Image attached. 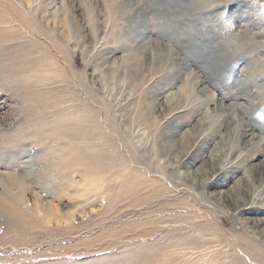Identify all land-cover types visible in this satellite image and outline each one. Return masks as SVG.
Segmentation results:
<instances>
[{
    "label": "rangeland",
    "instance_id": "rangeland-1",
    "mask_svg": "<svg viewBox=\"0 0 264 264\" xmlns=\"http://www.w3.org/2000/svg\"><path fill=\"white\" fill-rule=\"evenodd\" d=\"M3 2L0 49L32 44L27 52L48 55L38 90L57 93L49 121L79 109L97 136L72 140L86 147L84 166L38 177L35 158L25 172L44 141L17 129L27 115L0 88V172L26 183L0 185V264H134L135 246L163 249L142 264H264L252 228L264 220V0ZM97 152L103 165L90 159ZM151 221L145 239L120 230ZM187 224L199 229H187L195 242L184 248L169 230Z\"/></svg>",
    "mask_w": 264,
    "mask_h": 264
},
{
    "label": "bare ground",
    "instance_id": "bare-ground-1",
    "mask_svg": "<svg viewBox=\"0 0 264 264\" xmlns=\"http://www.w3.org/2000/svg\"><path fill=\"white\" fill-rule=\"evenodd\" d=\"M3 1L5 2L6 0H3ZM17 13H19V9L17 10ZM20 15H22V13H20ZM22 17L25 18V16H23V15H22ZM37 31H39L41 34H45V36H47L49 38V40H51V42H53L52 36H50V34L47 33L45 30H37ZM250 41H251L250 43L252 45H256V41H254V40L253 41L250 40ZM55 44H56V47L61 50L62 47H61L60 42L57 41V43L55 42ZM26 46H18V47L15 46V47H8V48L0 49V88H2L1 89L2 91L7 92L11 98L15 99L16 102H18V101L21 102V105H19V109L17 108L19 111V115H22V116H24L23 114L27 115L25 118H23V122H21L19 124L17 129L20 130L21 132L22 131H24V132L29 131L30 137L33 136L34 138L36 137V140H39V141L43 140L44 141L43 144L40 145V154L38 156H35L34 158H31V155H30L29 158H31V159H28L27 161H25L26 164L23 166V168H24L25 172H29L28 168L31 167L32 161L35 158L40 160L37 162V165L39 168L38 177H41L39 175L40 172L42 175H44L46 173V171L48 170V167H52L54 169L57 166H59V164H61V163L69 166L70 164H72L74 162H80L81 164H83L82 166H84L85 165L84 159L86 158L85 155L87 156L86 147H82V146L79 147V146H77V144L75 142H72V140L74 139L75 141L83 142L84 140L87 139L88 136L90 138H95L97 136V134L92 133V131H91L92 128H89V126L87 125V116L84 117V115L82 114V113L85 114V112L79 111V109L76 111V113H74L72 115H71L72 112L66 113V112H64L66 110L63 109L62 111H60V113L59 112L54 113V114H56V118L54 120L49 121L50 113H52L50 110L52 103L59 102V99L57 97V93L55 94L54 92H43V91L38 90L39 85H41V83H43L45 81V79L47 81V76H46L47 73L43 71L44 70L43 66L45 67V65H47L44 63V60L45 59L47 60L48 55L44 52L42 54L43 55V60H42V59H40V57H37V55L34 54V52H29V51L27 52L26 51V50L33 47L32 44H26ZM39 52L41 53V51H39ZM2 53H4V54L7 53L6 56L9 57L8 59H4L5 62L1 57ZM160 61L163 62V60H160ZM47 63H48V61H47ZM48 65L51 66L50 64H48ZM52 67L53 66H51V68ZM45 71H48V69L47 70L45 69ZM138 77H139V75H138ZM43 95H45V98L42 97ZM46 96H47V98H46ZM52 100L54 102H51ZM62 105H64V103ZM14 106H16V105H14ZM45 138H47V139H45ZM20 141H21V136L15 135V136H13V138H10L7 141H4L1 145H3V147L7 144H13L14 145L15 142H20ZM88 147H90V146H88ZM193 149H191L183 157L184 158L183 164H184L185 168H188V172H186V175L187 174L191 175V172H192V171H190V169L192 168L191 167L192 163L191 162L188 163L187 161H191V158L193 156V153H192ZM1 150L2 149H0V157H2L4 155V153ZM19 150L20 149H18V147H17L12 152H10V154L14 153L15 156H13V159H15L17 162H20V159L25 154V153H23V155L21 156L18 153V152H20ZM26 156H25V158H26ZM90 159H92V160L97 159V160H99V163H101L103 165L104 156H103L102 152H97L93 156L91 154ZM116 165H117V163H116ZM88 169H90V168H88ZM260 175H261V177L259 179L260 180V187L263 189V191H262L263 193L261 194V196H263L264 195V169L260 172ZM213 181L214 180L210 179V181H208L206 179L203 182H205V185H207V186H209V185L212 186L215 184V181L214 182ZM0 185H1V187L5 188V192H9V190L12 191L13 188L7 187V186L18 185V187L20 186L23 188L24 185H26V183L23 180V176L19 175L16 172H12L11 174H6V175H4V174H2V172H0ZM46 185H48V184H46ZM263 199L260 200V207L262 210H264V200ZM240 206H241L240 203L236 204V208H237V210H239V212L243 211V209H244V208H240ZM245 222H246V224H249V220H247ZM154 223L155 222H152V221L148 222V224H143V222L142 223L137 222V223H132L130 226H128L126 224V226L120 230L124 231L125 229H127V231L134 232L135 234H134L132 239H135L136 235L138 237L141 236V238L145 239L146 237H144V236H146V235L150 236V234L153 232L152 227L155 226ZM141 225L145 226V227L148 225L149 228L144 230V231H140L139 234H137L138 232L136 231V229H138ZM259 227H260V231H261V234L263 237L262 238L260 236V238H261L260 240L262 242H264V220H262V221L257 220V221L253 222L252 228H259ZM188 228L199 229L198 227H194L190 224H187L186 226H181L177 229H170L169 230V234L172 236L171 237L172 241H175L176 245L182 244V247L184 246V248H185V246L187 244L195 242L194 238H190L189 235H186V234H188L187 233ZM144 234H146V235H144ZM183 234H184V236H183ZM237 239L243 241L250 249H252L253 251H257V253L260 250L258 243H256L255 241L249 240L246 237H243L241 235H239L237 237ZM114 241H116V240L113 239V242ZM133 248L134 249L131 250V252H132L131 254L135 255V256L131 260H134L133 261L134 264H142V263H138L137 262L138 260L140 262H144V263L154 261V260H156L155 259L156 253H160L163 250V249H161V250L152 249L151 252H146V250H145L146 247L135 246ZM170 253H172V250L170 251ZM128 256H130V255H128ZM167 256H169V255H165V257H167ZM131 263H132V261H131Z\"/></svg>",
    "mask_w": 264,
    "mask_h": 264
}]
</instances>
